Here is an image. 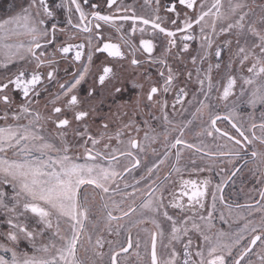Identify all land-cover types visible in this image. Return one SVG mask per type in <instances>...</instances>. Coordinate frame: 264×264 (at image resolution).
<instances>
[{"label":"snow or ice","instance_id":"1","mask_svg":"<svg viewBox=\"0 0 264 264\" xmlns=\"http://www.w3.org/2000/svg\"><path fill=\"white\" fill-rule=\"evenodd\" d=\"M102 3L107 11L90 0L54 7L30 0L0 20V185L13 190L11 203L0 190V214L9 226L0 232L8 241L0 243V264H255L253 253L264 264V111L255 117L264 105V27L257 26H264V15L252 18L247 0H143L139 9L137 0ZM58 9L63 25L56 22ZM192 43L198 47L190 58L196 85L190 93L193 72L177 86L169 58L181 59ZM97 54L112 62L93 75ZM125 60L134 69L155 67L162 83L145 68L141 76L153 81L145 93L138 78L124 75ZM222 65L225 72L214 81L213 70ZM90 79L81 98L78 90ZM238 82L247 88L230 105ZM125 84L138 90L141 112L142 99L146 107L159 106L153 119L161 130L144 120L140 138L132 119L110 132L101 117L93 134L87 118L99 116L97 105L115 99ZM10 92L23 97L18 105ZM169 93L171 105L158 97ZM42 94L45 108L51 106L47 115L34 106ZM244 97L252 109L247 120L239 111ZM73 121L80 127L69 143ZM245 168L259 187L239 203L225 189ZM29 218L40 228L30 229ZM21 240L32 255L17 251Z\"/></svg>","mask_w":264,"mask_h":264},{"label":"rangeland","instance_id":"2","mask_svg":"<svg viewBox=\"0 0 264 264\" xmlns=\"http://www.w3.org/2000/svg\"><path fill=\"white\" fill-rule=\"evenodd\" d=\"M247 2L249 4V7L252 10V13L255 14L252 18H258L260 15H264V13L261 12V8H260V6L264 5V0H247ZM29 3H30V0H0V20L7 19L9 16L15 15L16 13H18L20 11L21 7H28ZM257 26L258 27H264V26L259 25V24ZM137 36H138V34H137ZM224 38L225 37H221L220 38L221 41ZM159 45H161V47H162L161 43ZM197 47H198L197 43H192L191 47H190V51L188 53L183 54L181 59H174L173 58V62H172V67H173V70H174V73H175V76H176V80H175L174 83L177 86H183L184 83L187 81V79H188L187 78V72L188 71H192L193 72V82H190L189 85H188V90H189L190 93L196 87V85L194 83V80H195V69H194V66L190 62V58H191L192 55L195 54ZM173 51H175V50H173ZM158 53H159V50H158ZM223 60L225 61V63L228 60V55L226 53L223 55ZM23 63L24 62H20L19 65H17V64L11 65L10 66V70L11 71H15L16 67L23 66ZM213 63H215V59L214 58H213ZM94 65L95 66L98 65L97 62H94ZM206 66L207 65H203L202 67H206ZM145 68L148 69L149 67L145 66ZM145 68L134 69L130 65H126V66L124 65V75L126 77L138 78L139 81L144 84V92L146 93L149 90L148 85H146L148 80H145L143 78V76H141V73L145 72ZM175 69H177V70L175 71ZM223 72H225V67L223 65L218 71L214 69L213 70V80L215 81V76H216V79H217L218 76L221 73H223ZM236 74H237V76L240 75L239 72H237ZM127 86H130V85L129 84H125V88ZM242 86H243L242 83L238 82V84H237V86H236V88L234 90V95L232 97H230V99L235 98V95H236V97H238V95L240 94ZM243 87L247 88V86H243ZM125 88H124V90H125ZM131 89H134V88L131 87ZM134 92L131 91L129 93V95L131 93H134V97H133V98H135L134 100H133L132 97L126 98L129 102H132V104H135L134 102L136 100V96L138 94V90L134 89ZM98 95H99V93H97V96ZM214 95H218V94L214 93ZM163 97H165V98L168 97L167 100L169 102V105H171V103L173 102V99H174V93L164 94ZM110 99H112V98L109 97V98H107L105 100V102L103 104H98L97 105V112L100 114L99 116H97L96 114H93L91 117L87 118L86 122L89 124L90 131L93 134H96L100 130L98 127H100V124H101V117H105L106 118L105 122H107L109 124V127L112 126L113 128H116L117 122L119 120V114H121V112L125 109V106L121 107V108H120V106L111 107L110 106V102H109ZM245 99H246L245 97L241 98V101H244ZM235 100H236V98L234 99V101ZM143 101L147 102L146 99H143ZM143 101L141 103H143ZM15 102H16L17 105L19 104L18 101L15 100ZM45 102H46V99L40 101L38 105H35V107L37 108L38 111H40L41 113H44V114L47 115L50 112V107L51 106H49L46 109L45 108ZM132 104L130 105L131 107L133 106ZM60 106H62V105H60ZM177 107H179V105H177ZM257 108H259V109L263 108V111H264V105H262V106L258 105ZM259 109L257 111H255V116L257 117L256 118L257 120H259L258 118L260 117V113H261ZM146 111H148L147 115H145L141 121H137V124L142 129V131L139 133V137L140 138H142L143 135H144V131H143L144 124H143V121L144 120H148L152 124L151 118L148 115L152 111H154V113H155L154 116H159L160 115L159 106L153 107V108H149V110L146 109ZM169 111H170V109H169ZM177 118L179 119V117H177ZM206 118L207 117H205V119ZM155 121H157V120H155ZM155 121H154V123H155ZM22 122L26 123V121H22ZM48 124L46 126H48ZM152 125L154 127H157L158 131L161 130L158 127L159 123L158 124H152ZM49 126H52V125H49ZM78 127H80V126H78L76 124V122L73 121L72 124H71V127L67 130L68 131V135H67L66 139L69 141V143H72L75 140V130ZM53 130H54V127L50 128V131H53ZM133 134H135V133H133ZM185 138L187 140H189V141H194V139H195L191 133H187ZM77 143H79V142L77 141ZM112 143H113V145H115V143H116L115 140H113ZM154 147H159V145L158 144L154 145ZM72 154L82 155V149H73L72 150ZM188 156H189V153L185 152L184 163L188 162ZM213 173L215 174V171ZM213 173L211 174V179H212ZM207 175H209V174L205 173V174H203L200 177H204V176H207ZM186 176H188L187 173L185 174V177ZM212 181H213V184L216 183L214 179H212ZM240 182H241V184H240ZM237 183L239 184V185H237V192L233 193V196L236 198L237 202H245V194L248 192V190L253 188L254 186L255 187H259L256 184V180H254L252 182H249L247 184L244 181H237ZM241 188L244 189L243 192L240 191ZM0 190H3L7 194L8 202L11 203L10 197L13 194L12 188L9 185H0ZM226 196H227V194H226ZM7 219H8V217L6 215L0 214V232L6 233L9 230V226H8V224L6 222ZM216 223L220 227H224V228L227 227L226 225L220 224L219 221H216ZM28 225H29L30 229L32 227H35L37 229L40 228V225L36 223V220L34 218H29ZM0 243H8V241L6 240V238L4 236H0ZM37 243H40V241L38 240ZM17 251L21 252V253H27L28 255H32V253H33V249L31 247V245L25 240H21L19 242V244L17 245ZM3 254H4L3 252H0V255H3ZM7 255L10 257V253L7 254ZM250 258L255 262V264H259L258 257L255 255V253H253V255Z\"/></svg>","mask_w":264,"mask_h":264},{"label":"flooded vegetation","instance_id":"3","mask_svg":"<svg viewBox=\"0 0 264 264\" xmlns=\"http://www.w3.org/2000/svg\"><path fill=\"white\" fill-rule=\"evenodd\" d=\"M60 2V0H49V3H50V5L51 6H55L57 3H59ZM124 2L126 3V4H133V2H134V0H124ZM90 3H99V4H101V7L103 8V10L104 11H107V9H106V7H104V5H103V3H102V0H90ZM143 3V0H137V3H136V7H137V9H139V5L140 4H142ZM85 10L86 11H88L89 10V8H85ZM162 15L164 14L163 13V11H162V13H161ZM56 22H58L59 24H61V25H63L64 23H65V13H64V11L62 10V9H58L57 10V14H56ZM107 30V29H106ZM113 37H114V39H113V42H118L117 41V38H116V34L114 33V31H113ZM61 39H66L65 37H61ZM80 39H82V37L81 38H78L77 40H74V41H71L72 43H78V42H80ZM137 42H138V40H137ZM161 44H162V42H161ZM158 50H159V53H160V51H161V45H159L158 44V46L154 49V54L155 55H159V53H158ZM69 55H74V53H70ZM105 56H106V54H97V56L96 57H94V62H97V64L98 65H96V66H94L93 68H92V72H93V75L95 74V72H96V70H97V68L102 64V62H105ZM106 62H108V63H111L112 62V58H109L108 59V61H106ZM172 62H173V58L172 57H170L169 58V63L171 64V66H172ZM124 65L126 66V65H130L129 64V61L128 60H125L124 61ZM60 67H61V69H63V68H65V67H67V64H65V63H61V65H60ZM68 70H69V72H71L72 71V68L71 67H69L68 68ZM177 69H175V71H176ZM146 73L147 74H150L151 76H152V78H153V81H155L156 83H162V81H159L158 80V78H157V69L155 68V67H149L148 69H146ZM244 73H245V75H247V73H246V70H244ZM217 74V73H216ZM63 72H61V76L63 77ZM215 80H216V76H215ZM153 81H147V83H146V85H148V87L150 86V84L153 82ZM90 83H92V80L90 79L89 81H88V83H84V84H82V86L79 88V90H78V95L82 98V97H84V96H86V94H87V89H88V87H89V84ZM87 87H86V86ZM49 88H50V90H52V91H55L56 89L55 88H53L51 85L49 86ZM134 92V89H131V86H127L126 88H125V90L121 93V94H119L115 99H110L109 100V102H110V106L111 107H118V106H120V108L121 107H124L125 106V109L121 112V114H119V120H118V122H117V125H116V128L117 127H119V126H121L123 123H127L129 120H132V119H134L135 121H136V123H137V121H141L142 119H143V117L145 116V115H147V112L148 111H146V109L147 110H149V107H146L145 105H146V103L147 102H145V101H143V99H142V101H143V103H141V105H140V108L141 109H143V111L141 112L140 110H138L137 108H136V106H135V104H132V102H129L126 98H129V97H134V93H131L130 95H129V93L130 92ZM10 95H12L13 97H14V99L16 100V101H18L19 103L21 102V100L23 99V97L18 93V92H10L9 93ZM238 95V94H237ZM160 96V94H158V97ZM238 97H240V94L238 95ZM238 97H236V95H235V98H236V100H237V98ZM136 98H137V96H136ZM160 99H165V97H163V96H160L159 97ZM168 97H166V99H167ZM235 98H232V99H229V101H228V103L231 105V103H232V101H234V99ZM246 98V97H245ZM46 99V97L44 96V94H42L41 95V97H40V101H42V100H45ZM135 98H133V100H134ZM133 105L132 107L130 106V105ZM35 105H38V104H35ZM34 105V106H35ZM60 105H62V102L60 103V104H58L57 106H60ZM262 106V105H261ZM178 109H179V107H177ZM170 109V108H169ZM259 108H256V110L255 111H257ZM260 110V112L261 111H263V108H261V109H259ZM239 111H240V113H242V114H244V118H245V120H247V114L248 113H250V112H252V109L244 102V101H241L240 100V104H239ZM124 113H127V115H124ZM135 113V115H133ZM70 115V114H69ZM154 115H155V113H154V111H152L148 116L151 118V122H152V124H158L159 123V121H155V119H153V117H154ZM187 115V114H186ZM185 115V116H186ZM256 117V116H255ZM257 118V117H256ZM260 118V117H259ZM258 118V119H259ZM154 121H155V123H154ZM49 125H52V126H49ZM49 126V127H48ZM48 126H46L47 127V129L48 130H50V128H53L54 127V125L52 124V123H49L48 124ZM221 127H230V126H228V125H220ZM99 129H100V127H98ZM116 128H113L112 126L111 127H109V131L110 132H114L115 130H116ZM243 163V161H240V164H242ZM239 166V165H238ZM185 178H197L196 176H192V177H189V176H186ZM200 179H202L203 177H199ZM212 179H214L215 180V182L217 183V182H219V179H220V177L219 176H217L216 175V173L214 174L213 173V175H212ZM234 179V182H230L229 183V185L227 186V188L225 189V194H227V197L230 199V200H235V201H237L236 200V198L233 196V193L234 192H237V185H239L238 183H237V181H244V182H246V184L247 183H249V182H252V181H254V180H256L253 176H252V174L250 173V171L247 169V168H245L241 173H239L236 177H234L233 178ZM240 184H241V182H240ZM186 197L184 198V201L186 202ZM239 203H244V202H239Z\"/></svg>","mask_w":264,"mask_h":264}]
</instances>
